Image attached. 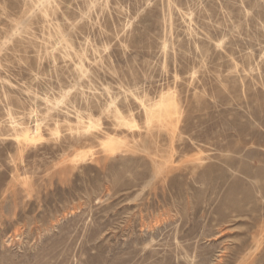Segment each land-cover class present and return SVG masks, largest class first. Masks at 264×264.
I'll list each match as a JSON object with an SVG mask.
<instances>
[{
	"label": "rangeland",
	"instance_id": "374dc122",
	"mask_svg": "<svg viewBox=\"0 0 264 264\" xmlns=\"http://www.w3.org/2000/svg\"><path fill=\"white\" fill-rule=\"evenodd\" d=\"M0 264H264V0H0Z\"/></svg>",
	"mask_w": 264,
	"mask_h": 264
},
{
	"label": "bare ground",
	"instance_id": "6f19581e",
	"mask_svg": "<svg viewBox=\"0 0 264 264\" xmlns=\"http://www.w3.org/2000/svg\"><path fill=\"white\" fill-rule=\"evenodd\" d=\"M154 106L157 107V110H155V112H157V113L155 115L157 117L161 118L164 115L169 114V112L172 110V108H175L177 105L174 102V100L168 94H163V95H161V99ZM104 143H105L106 148L109 151L114 152L117 149V147L120 143V140H117L113 137H109L106 140H104Z\"/></svg>",
	"mask_w": 264,
	"mask_h": 264
}]
</instances>
